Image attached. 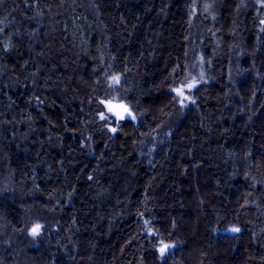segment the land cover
<instances>
[{"label":"trees","instance_id":"obj_1","mask_svg":"<svg viewBox=\"0 0 264 264\" xmlns=\"http://www.w3.org/2000/svg\"><path fill=\"white\" fill-rule=\"evenodd\" d=\"M258 1L0 0V238L25 247L17 264H264ZM188 48L207 82L147 170L139 135L176 110ZM108 74L138 134L100 119Z\"/></svg>","mask_w":264,"mask_h":264},{"label":"rangeland","instance_id":"obj_2","mask_svg":"<svg viewBox=\"0 0 264 264\" xmlns=\"http://www.w3.org/2000/svg\"><path fill=\"white\" fill-rule=\"evenodd\" d=\"M260 1H258L259 3L257 2L258 4L257 3L256 4H257L259 19H261L262 21L264 20V7H261ZM240 2L241 4L244 3L243 0H240ZM191 22H192V28H194L193 27L194 20H192ZM194 38L196 39V36ZM186 56L189 57L188 58L189 61L187 65L185 66V69H184L185 73L183 72L184 76L182 78L179 76L177 77L175 76L174 77L175 79L172 81V85L170 88V91L173 93L174 98H175V106H176L175 109L176 110H174V112L168 117V120L166 122L162 123L160 128H158L154 132H146V133H142V135H139V139H140V142L138 143L139 147H136L135 152H136L139 162L143 165H146L147 170H151V168L153 167L152 164H154L155 162L157 163L159 161L158 157L161 155V153L164 152V149H165L164 145L166 142H168L170 132L180 122L182 114L185 113L188 109L196 106V99L193 94L194 90L199 85L207 82L206 81L207 78L203 70V58H202L201 50L200 49L190 50L188 48L186 52ZM236 69L238 70V66H236ZM113 76L119 78V83H117L116 81L112 79ZM230 77L231 79L232 77H234L235 78L234 80L236 82L238 81V78H239V76H235V75H230ZM262 78H264V76ZM234 80L232 79L233 84H234ZM263 83H264V79L259 84V87H258L259 90L261 86L263 85ZM105 84L109 91L106 94L103 101L107 102L109 100H112L113 103H122L126 105L130 109L132 114L135 116V120H133L131 117H128V116H126L124 120H117L114 116H112L107 111V108L105 107V105L102 104V110H103V113L105 114L106 120L108 121L112 120L117 123L128 124V126H130L134 130V132L138 134L140 129L143 127V124L145 121L144 114L142 111L140 112V110H138L137 112L136 109L132 108L129 104H127L125 102V99H122V97L120 96L119 87L123 84V78L121 77V75H118V74H111V75L108 74V76H106L105 78ZM189 84H194V87L189 89L188 88ZM230 86H231V89L234 90L232 83H230ZM178 88L183 89L184 96L188 97V99H185L183 101V106L180 103L181 97L177 96L176 92L174 91V89H178ZM258 94L261 95V91ZM34 224L36 223L27 224L25 231H24L25 232L24 234L27 237L34 238L32 235H30V229ZM8 235H11V233L9 232ZM7 237L9 239L7 240V243L8 244L10 243V244L7 246H4L3 245L4 242L1 241L2 239L1 237L0 238V241H1L0 251L2 250V248L6 249L8 246H10L11 252L9 256L5 258H2L0 254V264H17V262L15 261V257H18L20 260L26 257L24 255L26 253V251H24L25 247L22 244H21L22 248L17 246L16 244L15 246H11L12 239L10 238V236H7ZM169 244L173 245V247H170L164 254V256H167V257L171 256L174 253V249L178 246L177 243H169ZM160 246L161 244L158 246L157 250L159 249Z\"/></svg>","mask_w":264,"mask_h":264},{"label":"snow or ice","instance_id":"obj_3","mask_svg":"<svg viewBox=\"0 0 264 264\" xmlns=\"http://www.w3.org/2000/svg\"><path fill=\"white\" fill-rule=\"evenodd\" d=\"M261 7H264V0H261ZM262 24H264V20L261 21ZM112 79L114 81H116L117 83H119V78L113 76ZM192 87H194V84H189L188 88L191 89ZM174 91L176 92L177 96L181 97L180 103L183 106V101L185 99H188V97L184 96V91L183 89H174ZM101 104H104L105 107L107 108V111L114 116L117 120H124L126 116L131 117L133 120H135V116L132 114V112L130 111V109L122 104V103H113L112 100L109 101H100ZM100 119L101 120H105V114L103 112H101L100 114ZM110 131L115 132L116 128H111ZM42 225L39 223L34 224L31 229H30V235H32L33 237L40 235L41 230H42ZM230 231L232 232H239L240 229L238 227H233L230 229ZM161 246L159 247L158 251L161 255V257L164 256V254L166 253V251L170 248L173 247V245L164 243L163 241L160 242Z\"/></svg>","mask_w":264,"mask_h":264},{"label":"bare ground","instance_id":"obj_4","mask_svg":"<svg viewBox=\"0 0 264 264\" xmlns=\"http://www.w3.org/2000/svg\"><path fill=\"white\" fill-rule=\"evenodd\" d=\"M232 232V231H231Z\"/></svg>","mask_w":264,"mask_h":264}]
</instances>
